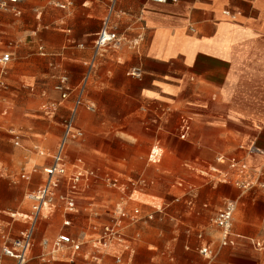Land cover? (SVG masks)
I'll return each instance as SVG.
<instances>
[{
	"label": "crops",
	"instance_id": "0c3cea01",
	"mask_svg": "<svg viewBox=\"0 0 264 264\" xmlns=\"http://www.w3.org/2000/svg\"><path fill=\"white\" fill-rule=\"evenodd\" d=\"M112 1L20 0V16L6 13L0 17V26L10 16L20 18L24 14L34 25L36 21L38 26L43 23L44 31L38 28V37L24 50L23 58L27 60L23 73H28L29 79L61 72L55 84L51 79L44 85L39 81L37 86L40 98L47 97L46 114L52 119L57 117L61 129L52 128L51 134L59 137L54 146L46 143L51 151L47 156L50 160L44 159L41 166L43 174L33 175L35 168L29 176L22 175L33 190L25 196L28 209L13 217L19 215L26 220L31 213L28 195L46 180L51 157L63 133V122L70 115L77 90L87 74L90 75L84 100L94 107L80 108L76 125L84 137L70 142L66 152L68 174L89 171L94 176L82 182L74 212L67 211L65 204L58 201L54 210L43 212L28 262L148 264L160 256L149 247L139 249L141 234L134 231L138 207L127 206L135 202V193H157L153 188L155 169L147 170V176L130 178V189L116 176L130 174L122 166L132 167L135 163L138 140L133 126L141 125L146 138L142 144L149 150L147 167L163 162L172 138L183 143L187 151V160L181 162L179 156L174 164L188 167L190 176L178 179L174 187L177 185V192L187 199L194 222L187 231L186 242L177 246L171 259L177 264H264V246L258 242L264 234V0H117L111 11ZM108 16L121 41L103 50L90 68L93 42ZM35 49L41 56L48 52V58H35ZM7 53L10 64L17 53L3 54ZM7 65H1V81L6 80L3 73ZM132 68H140L142 76H129ZM64 75L72 90L66 102L56 90ZM8 90L7 83L0 88V94ZM10 112L8 107L1 114L7 117ZM184 117L191 120V131L186 139H181ZM134 118L139 119L135 120L137 123H133ZM14 144L20 146L21 142L15 139ZM74 144L76 157L72 158ZM153 149L162 153L159 161L151 159ZM230 158H239L259 172L263 187L242 194L235 186L222 182L197 190L198 176L210 178L214 176L212 169L229 172ZM110 182H115L114 186ZM104 186L119 192L126 205L121 199L114 205L107 204L115 196L102 195ZM66 188L67 184L60 191ZM228 201L237 203L233 243L222 247L219 228L209 227L203 220L209 212L217 215ZM110 210L117 216L110 215ZM161 210L163 206L157 208ZM117 218L124 226L121 242L95 246L104 227ZM202 225L207 226L206 230L194 233ZM8 227L1 228L7 238L12 231V226ZM25 228L22 223L17 231L21 233ZM191 231L193 234L189 235ZM61 234L81 245L77 249L55 250L53 242ZM6 241L1 240V251ZM204 246H209L212 256L200 252ZM12 262L3 258L0 264Z\"/></svg>",
	"mask_w": 264,
	"mask_h": 264
},
{
	"label": "rangeland",
	"instance_id": "374dc122",
	"mask_svg": "<svg viewBox=\"0 0 264 264\" xmlns=\"http://www.w3.org/2000/svg\"><path fill=\"white\" fill-rule=\"evenodd\" d=\"M38 28L39 31H44L43 23L38 26L36 21L34 25L26 14L20 18L10 16V20L3 22L0 26V58L4 55V52L12 51L17 53L15 55L16 59L6 66L3 73L4 78L6 77V80L4 79L3 81L6 85L7 83L9 84V90L0 94V251L2 239L7 240V244L11 243L19 237L20 232L17 229L22 226V223L25 227L27 226V220H24L23 217L19 215L13 217V214L21 213L28 209L25 196L30 190H33L28 185L29 181L23 179L22 175L27 174L29 176V174L34 172L35 168L36 173H33V175L43 174L41 166L44 163V159L46 161L50 160L47 156L51 151L46 148V143L51 142V146H54L59 137V135L51 134L52 128L60 129V127L56 122L57 117L52 119L46 114L47 97L40 98L37 86L39 81L41 82L40 85H44V82L51 79L53 84H55L61 72H55L53 76H42L34 79H29L28 73H23V64L27 60L23 58L24 50L27 43L38 37L39 31H36ZM33 53L35 58L42 60L47 59L49 54L47 52L46 56H41L36 49ZM1 73L2 66L0 64V75ZM21 81L24 82L21 83ZM32 87L34 91H31ZM8 107L11 112L5 117L1 113ZM135 120L139 119L134 118L133 123H137ZM133 127L136 132L135 138L138 140V150L134 158L135 163L132 167L122 166L123 169L130 173L129 175L116 174V176L124 180V183L127 184V189L128 187L130 189L133 188L132 182L129 181L130 178H138L139 175L147 176V170L155 169L154 177L156 182L153 188L157 192L152 195L135 193L133 198L135 202L127 204L128 208L138 207L136 213L138 222L134 231H139L141 234L138 244L139 249L149 247L151 252L160 255L148 264H177L171 257L178 248L177 246L186 242L187 231L194 222L193 214L189 213L187 199L179 191L177 192V185L174 187L175 182L179 181L178 179L189 178L190 176L188 167H183L182 163H180V165L182 164L181 167L174 164V161L179 156L181 162L187 160V151L183 143L180 142L181 144H178V140L172 138L168 141L166 158L163 162L159 166L151 165L147 167L149 150L145 144H142L146 143L144 130L141 125H134ZM15 139L21 142L20 146H15ZM76 144L71 150L72 158L76 157L74 155ZM174 147L175 149H173ZM41 153H45V155ZM155 158L156 155H154L153 160ZM213 175L207 179L198 176L200 182L197 183V190L201 191L203 187L210 186L211 183L220 185L223 173L214 172ZM101 192L107 198L111 194L115 196V200L107 202V204L114 205L121 199L122 205H126V201L120 198L119 192L115 193L105 186ZM176 195H178V198H175ZM160 206H163V210L157 211ZM109 214L113 215V217L117 216L113 210H110ZM152 214L153 217H151ZM215 216L216 212H209L203 223L209 227H216L214 223ZM11 226L12 231L7 238V235L1 232V228H10ZM206 228L207 226H199L197 230H194V233L205 231ZM192 234L193 231L189 235ZM258 242L264 246V234ZM262 251L264 252V249ZM163 253L164 255H162ZM31 262H27V264H31Z\"/></svg>",
	"mask_w": 264,
	"mask_h": 264
},
{
	"label": "built area",
	"instance_id": "2783aa9c",
	"mask_svg": "<svg viewBox=\"0 0 264 264\" xmlns=\"http://www.w3.org/2000/svg\"><path fill=\"white\" fill-rule=\"evenodd\" d=\"M117 0H113L111 4V11H113ZM157 3H165L168 0H151ZM20 0H0V17L2 14L12 13L15 16H20L21 11L18 8ZM121 37L117 31L111 27L110 18L104 21L101 29L97 33L92 45L93 59L90 68L93 67L100 53L112 45H118ZM11 61L10 54H4L0 58V64L5 66ZM89 75L84 77L80 87L77 90L76 98L70 109V115L63 122V133L58 143L57 149L51 157V163L48 169L47 177L38 190L30 193L28 199L32 202V210L26 216L27 226L20 233L19 237L14 239L11 243L5 244L0 254V263L3 258H10L13 260L12 264H27L29 253L34 244V233L45 210L52 211L56 208V202H63L66 210L74 212L76 210V198L80 194V186L82 182H88L93 176L94 172L76 171L68 174V167L66 161L67 147L70 142L80 140L84 137V132L76 125V118L80 108L85 106L89 110H94V107L86 104L84 97L87 90ZM128 75L131 77L140 78L142 70L140 68H132ZM68 76L60 77L56 90L61 93L62 102H66L72 90L68 85ZM5 83L0 80V88H5ZM191 131V120L187 117L182 118L180 128V138L186 139ZM157 152L155 160L153 157ZM162 153L153 149L151 159L159 161ZM224 160L223 158L220 159ZM224 162V161H222ZM229 172L223 173L219 169H212L219 174L223 173L222 182L231 184L237 187L242 194L249 192L255 187H263L261 183L259 172L251 170L245 162L239 158H230ZM67 184L65 191H60L63 185ZM114 186L115 182H110ZM237 210L236 201H228L225 206L217 213L214 218L215 225L220 230V244L222 247L233 243L231 239L233 235V220ZM124 226L121 218H117L113 223L104 227L103 235L96 240L95 246L105 245L107 242L115 243L121 242L123 237ZM45 245L48 243L45 242ZM55 250L62 248H79L81 243L71 238L67 234L59 235L53 242ZM257 246L261 247L259 244ZM200 252L206 256H212L209 246L201 248ZM118 263L119 259L116 260Z\"/></svg>",
	"mask_w": 264,
	"mask_h": 264
}]
</instances>
